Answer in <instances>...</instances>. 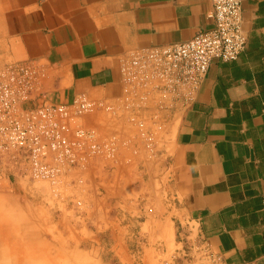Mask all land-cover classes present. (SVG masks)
Wrapping results in <instances>:
<instances>
[{
    "label": "crops",
    "instance_id": "crops-1",
    "mask_svg": "<svg viewBox=\"0 0 264 264\" xmlns=\"http://www.w3.org/2000/svg\"><path fill=\"white\" fill-rule=\"evenodd\" d=\"M211 12L210 0H0V60H35L49 102L101 101L86 124L127 140V157L121 151L108 168L86 171L80 189L90 204L84 223L108 231L114 255L116 224L125 226L102 217L110 206L116 213V187L134 177L126 169L148 146L133 113L155 150L142 160L146 172L160 166L174 198L142 224L170 226L178 254L196 248L221 264H264V0H243L244 49L210 63L187 110H125L130 57L210 30ZM8 251L0 264H9Z\"/></svg>",
    "mask_w": 264,
    "mask_h": 264
},
{
    "label": "built area",
    "instance_id": "built-area-1",
    "mask_svg": "<svg viewBox=\"0 0 264 264\" xmlns=\"http://www.w3.org/2000/svg\"><path fill=\"white\" fill-rule=\"evenodd\" d=\"M210 2L214 22L210 30L180 42L152 46L130 57L124 66L129 87L125 110H187L210 63L237 58L247 42L242 25L243 0ZM43 76L35 60H0V180L44 181L51 194L58 196L83 181L75 174L89 171L97 160H113L118 143L127 140L116 134L102 135L84 123L87 115L102 108L101 101L85 95L70 103L47 101ZM128 120L137 125L140 137L150 147L143 120L133 113ZM74 204L78 207L80 202ZM200 253L213 264H221L216 256Z\"/></svg>",
    "mask_w": 264,
    "mask_h": 264
},
{
    "label": "rangeland",
    "instance_id": "rangeland-1",
    "mask_svg": "<svg viewBox=\"0 0 264 264\" xmlns=\"http://www.w3.org/2000/svg\"><path fill=\"white\" fill-rule=\"evenodd\" d=\"M86 125L96 127L102 135L116 134L120 138L117 132H107L102 126ZM138 149L142 160L155 157V150L144 147V142ZM121 151L127 157L128 143H118L116 158ZM142 160H132L126 172L134 177L116 187V213L110 206L102 217L116 215V223L125 226L123 233L116 224V255L109 249L112 240L108 231L84 223L90 206L80 194L87 181L85 172L81 183L58 196L51 194L44 181L0 180V255L9 250V264H213L196 248L178 254L170 226L148 220L142 224L154 210L166 212L167 203L174 199L172 180L161 176L160 166L152 165L147 173ZM111 161L97 160L90 170L96 166L108 168ZM75 201L80 202L78 207Z\"/></svg>",
    "mask_w": 264,
    "mask_h": 264
},
{
    "label": "bare ground",
    "instance_id": "bare-ground-1",
    "mask_svg": "<svg viewBox=\"0 0 264 264\" xmlns=\"http://www.w3.org/2000/svg\"><path fill=\"white\" fill-rule=\"evenodd\" d=\"M26 262V261H25Z\"/></svg>",
    "mask_w": 264,
    "mask_h": 264
}]
</instances>
